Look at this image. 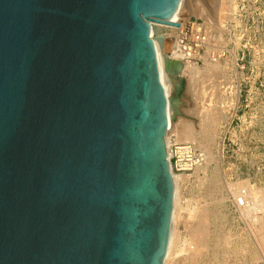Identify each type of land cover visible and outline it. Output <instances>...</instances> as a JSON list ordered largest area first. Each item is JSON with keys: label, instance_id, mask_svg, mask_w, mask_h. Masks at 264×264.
Wrapping results in <instances>:
<instances>
[{"label": "water", "instance_id": "obj_1", "mask_svg": "<svg viewBox=\"0 0 264 264\" xmlns=\"http://www.w3.org/2000/svg\"><path fill=\"white\" fill-rule=\"evenodd\" d=\"M181 1L0 0V264H165Z\"/></svg>", "mask_w": 264, "mask_h": 264}, {"label": "rangeland", "instance_id": "obj_2", "mask_svg": "<svg viewBox=\"0 0 264 264\" xmlns=\"http://www.w3.org/2000/svg\"><path fill=\"white\" fill-rule=\"evenodd\" d=\"M219 3L228 12L221 23ZM184 4L183 22H199L204 43L198 59L182 62L179 72L168 62L166 71L172 70L180 89L174 91L173 122L195 126L196 148L205 160L199 169L183 173L187 179L175 181L178 241L166 263L264 264V0ZM203 4L211 8L210 18L200 14ZM175 38H165L166 53L175 52ZM193 66L207 73L206 93L215 94L212 99L200 94L205 105L200 115L188 111L193 102L189 82L198 75ZM176 128L169 141L177 142ZM241 192L246 193L244 208L235 205Z\"/></svg>", "mask_w": 264, "mask_h": 264}, {"label": "bare ground", "instance_id": "obj_3", "mask_svg": "<svg viewBox=\"0 0 264 264\" xmlns=\"http://www.w3.org/2000/svg\"><path fill=\"white\" fill-rule=\"evenodd\" d=\"M214 1H216V0H214ZM184 3H185V0H182L179 9L177 10V12L175 13V15L172 18L173 21L179 22L180 26L179 27H173V26H168V25H164V24H157V26H158L157 33H159L160 35H157V33L155 32V38H157L155 41V44L157 46L158 59H159V64H160V69H161V77H162V81H163L165 91H166V95H167V99H168L167 115H168V123H169L170 128H169V131H168L167 136H166V144H167V146L169 145V140H168L169 132L177 127L176 128V132L178 135L177 142H189V143L194 144L196 147H199V143L197 142V134H196L195 126H192V124L190 125V123H186L185 125L182 124L183 126L178 127L179 125H181V123L178 126H176L175 125L176 121L173 122V109H174V104L177 101V97H178V92L176 94V92H174V91H177V89L178 90H180V89L175 85L174 78H173L174 75H173L172 70L168 71L169 74L166 71L167 61L170 63V65L173 67V70H175L176 72H179V70L182 69L183 63L177 58V55L175 52L172 51V52L166 53L165 38L166 39L167 38H174V37H176V31H177V33H179L182 30H186V29L191 30L193 27L196 26V25L195 26L191 25L192 23H190L186 19H184L186 21L183 22V18L186 15V12L188 10L187 8H185ZM216 4H218V3H216ZM216 4H215V7H216ZM207 5L203 4V8L201 7V9H199V11L201 12L200 14L203 15L205 18H210L212 16V14L210 13V10H209L210 7H208ZM217 7L216 8L219 10L220 13L218 15L219 17L218 18L216 17V18L219 19V23H221L223 20H225V18H227L228 12H227L226 8H224L223 5H221L220 3ZM210 14H211V16H210ZM218 26H221V25L218 24ZM221 28H223V27H221ZM158 36L163 38L162 42L159 41ZM217 67H218L217 65L211 66V70L212 71L217 70L216 69ZM191 69H194L198 75L195 78V80H193L192 82H189L188 87L190 88V90L192 92L191 93L192 97H190V98L192 99L193 102H192V106L190 107L191 109H189L188 111L193 113V115L194 114L198 115L199 114L198 112L201 111V109L205 106V105H202V103L200 102L201 101L200 96L202 94H204V92L205 93L207 92V87L205 86V82H207L206 81L207 73L205 71H202L199 68H197V66H193V67H191ZM173 85L175 86L174 90L172 87ZM190 90H188V91H190ZM214 95L215 94L213 92H211L210 94L206 93L205 97L212 99V97ZM184 101H186V100H184ZM198 169L196 171H198ZM185 179H187V176L184 174H181L178 176L174 175V183H175V181L185 180ZM175 190H176V187H175ZM175 198H176V196H175ZM175 206L176 205H175V201H174L173 224H172V229H171L169 250L167 253L165 264H167L166 261L169 257H171L175 248H177L176 244L178 241V234L175 232L176 230L174 229L175 228L174 227L175 226V219H176V207Z\"/></svg>", "mask_w": 264, "mask_h": 264}, {"label": "built area", "instance_id": "obj_4", "mask_svg": "<svg viewBox=\"0 0 264 264\" xmlns=\"http://www.w3.org/2000/svg\"><path fill=\"white\" fill-rule=\"evenodd\" d=\"M191 25H196L191 30L180 31L175 38V53L181 62H193L199 57V50L204 43L203 29L199 22L188 19ZM171 170L174 175L188 173L201 166L205 160L203 153L192 143H179L169 141L167 146ZM247 204L246 193L241 192L235 199L238 208Z\"/></svg>", "mask_w": 264, "mask_h": 264}]
</instances>
